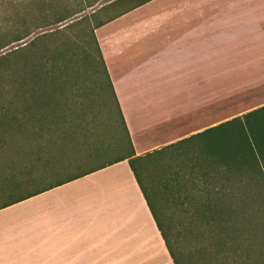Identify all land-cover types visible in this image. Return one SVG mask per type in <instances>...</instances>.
Instances as JSON below:
<instances>
[{"label": "crops", "instance_id": "crops-1", "mask_svg": "<svg viewBox=\"0 0 264 264\" xmlns=\"http://www.w3.org/2000/svg\"><path fill=\"white\" fill-rule=\"evenodd\" d=\"M94 34L136 156L264 106L220 65L264 49V0H153ZM0 264L173 261L125 160L0 210Z\"/></svg>", "mask_w": 264, "mask_h": 264}, {"label": "trees", "instance_id": "trees-1", "mask_svg": "<svg viewBox=\"0 0 264 264\" xmlns=\"http://www.w3.org/2000/svg\"><path fill=\"white\" fill-rule=\"evenodd\" d=\"M120 1L123 0H117L111 5ZM133 1L134 3L129 7L120 9L106 20L96 23L89 31L128 145L126 153L112 161L91 166L97 161L101 152L94 144L96 137L83 136L85 138L83 145L79 147L76 137L82 136L80 127L75 125L62 128L60 122H47L51 115L60 117L58 113L61 110L58 105H61L62 100L59 96L66 98L64 93L66 82L54 83V76L51 77L47 71V63L51 58L59 56V53L53 54L55 51L49 52L47 41L70 25L62 30L41 34L21 48L0 56V120L5 121L4 125L7 127L17 123V129L23 136L24 147L31 145V150L28 151L30 156L25 157L30 159L27 167L17 171V164H14L13 160L11 163L14 165V172L8 176L0 173V201H2L0 210L126 160L173 264H191L192 260L197 262V258L200 264H209L211 257L215 258L214 264H264V106L204 133L160 150L136 156L94 34L95 29L118 15L153 0ZM72 16L63 17L53 23L49 22L45 26L57 25ZM19 31L11 33L9 42H4L0 49L18 43L31 35V31L26 27ZM89 57L90 55L88 60ZM100 89L101 96L104 97L102 86ZM61 141L66 143L65 149L77 153L75 160H67L68 164L62 162L52 151ZM65 149H62L60 154L66 153ZM166 152H171L177 164L182 161L184 163L179 164V170L169 172L171 176L168 180L171 184H166L165 190L182 187L179 180L184 181L193 175H197L202 183L199 186L191 185L190 190L184 188L187 202L180 203L178 211L184 219L178 224L174 220L160 216L161 205L158 204L154 208L150 204L144 185L146 183L156 196L154 187L147 181V166L154 171L158 170ZM186 164L188 168L184 174ZM1 170L0 163V172ZM22 172L25 173L21 175ZM51 178L54 180L52 181ZM25 184H29L25 189L27 193L18 195ZM182 227L186 233L194 237V241H199V244L194 246V252L189 251L192 246L186 247L185 239L184 242L182 241V233L180 234Z\"/></svg>", "mask_w": 264, "mask_h": 264}, {"label": "rangeland", "instance_id": "rangeland-1", "mask_svg": "<svg viewBox=\"0 0 264 264\" xmlns=\"http://www.w3.org/2000/svg\"><path fill=\"white\" fill-rule=\"evenodd\" d=\"M115 1L117 0H0V46L4 42H7L11 38V33L16 30H24L26 27L31 31V35L26 39L0 49V56L17 48H21L41 34L62 30L70 25V27L63 29L60 33L55 34L47 41L49 52L55 51L53 53L55 55L59 53L58 57L55 58L52 56L53 58L47 63V71L51 77L54 76V83L56 82L57 84L59 81L66 82L64 90L66 98L64 99L59 96L62 100L61 105H58L61 110V112L58 113L60 117L51 115L52 117H49L47 122H60V125H63L62 128L75 125L80 127L79 129H82V136L76 137L79 147L83 145V140L85 139L83 136H88L90 138L91 136L96 137L94 144L101 152L98 155L99 158L97 161L92 163L91 166L101 165L122 156L126 153L128 147L126 134L118 117L109 84L101 71L94 51V44L89 36V31L96 23L106 20L110 15L134 3L133 0H123L111 5V3ZM111 6H113V8H111ZM102 7H104V9H102ZM15 11L17 12L16 14ZM76 12L80 13L72 16ZM70 15L72 17L62 23L49 27L45 26V24L49 22L53 23ZM250 46L253 47L254 45H247V48ZM254 47L252 50L255 51L246 52L247 54L242 55L241 60L233 64L230 61H225L220 64L223 65V68L228 67V69L232 71L231 74L236 75L234 78H243L242 80H230L231 88L228 93L232 94V96L246 94L247 97H250L249 99H254L257 92H264V89L261 90L259 84L255 85L258 82L256 79L260 77L257 72H264V64L261 70L262 64L258 61L259 57L262 55L264 56V49H261V47ZM88 55H90V60H88ZM244 59L246 61H244ZM250 76H252V78H250ZM99 78L101 83L99 82ZM245 78H248V80ZM222 82H224V80L216 82V86L220 88L218 83ZM227 82H229V80ZM101 86L104 97L101 96ZM237 89L239 90L236 91ZM254 102L253 104L257 103L256 101ZM4 124L5 121L0 120V163L2 168L0 173L4 176H8L14 172V165L11 163L13 160L14 164H17V171H21L23 167L28 166V161L30 159H25V157L30 156L28 151L31 150V145L24 147L23 136L17 129V123H12L13 125L10 127ZM58 144L59 145L53 147L52 151L62 162L67 163L68 159L75 160L76 152H69L67 150L68 148L65 149L66 143L63 141ZM62 149H65L66 153L60 154ZM170 153L171 152H166L163 154L164 159L161 161L158 170L154 171L153 168L147 166V181L154 187L153 190L156 196L146 183H144V185L147 190L150 204L154 208H156L158 204L161 205L159 206L160 216L164 219L174 220L178 224L179 222L182 223L184 219V216L178 211L180 203L187 202L184 188L190 190L191 185L194 184L199 186L202 183L197 175H193L192 177H187L184 181L179 180L182 187H177L173 190H165L164 186L166 184H171V181L168 180L171 176L169 172L177 171L179 164L184 163V161H182L177 164V160H174ZM186 166L187 164L185 165L184 174L187 172L186 169L188 167ZM162 171H164V173L161 174ZM24 173L25 172H22L21 175ZM51 179L52 181L54 180V178ZM51 179L49 180L51 181ZM184 184L185 187H183ZM27 186H29V184H25L23 188L20 189V192H18V195L27 193L25 190ZM30 189L28 188V190ZM1 202L2 201H0V203ZM181 233L182 241L184 242V239L186 241V247L189 248V246H192L189 248V251L194 252V246L199 241H194V237L186 233L184 228L180 234ZM196 261L198 262V258ZM197 262L192 260L191 264H200ZM214 262L215 258L211 257L209 264H214Z\"/></svg>", "mask_w": 264, "mask_h": 264}]
</instances>
